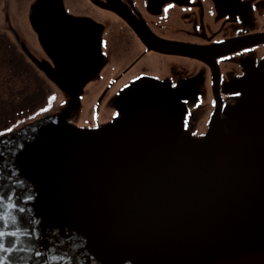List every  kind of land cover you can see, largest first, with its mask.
I'll use <instances>...</instances> for the list:
<instances>
[{
	"label": "water",
	"instance_id": "1",
	"mask_svg": "<svg viewBox=\"0 0 264 264\" xmlns=\"http://www.w3.org/2000/svg\"><path fill=\"white\" fill-rule=\"evenodd\" d=\"M28 20L51 61H37L38 67L68 99L0 135V195L17 204V225L9 230H27L24 245L33 249L12 258L264 264V58L246 66L234 81L240 95L217 105L200 136L183 128L185 104L176 93L147 76L121 89L109 121L82 127L68 118L101 64L94 53L92 69L81 70L70 32L95 22L68 14L61 0H34ZM99 37L95 27L96 50ZM251 38L227 49L259 42ZM196 49L183 45L176 53L203 59Z\"/></svg>",
	"mask_w": 264,
	"mask_h": 264
},
{
	"label": "flooded vegetation",
	"instance_id": "2",
	"mask_svg": "<svg viewBox=\"0 0 264 264\" xmlns=\"http://www.w3.org/2000/svg\"><path fill=\"white\" fill-rule=\"evenodd\" d=\"M61 2L69 14L89 17L96 24H92L91 29L76 24L75 31L70 32L75 39L70 43L80 53L81 70L92 69L93 63L88 58L94 57V53L97 64H101L98 73L84 84L78 110L68 118L69 122L78 126L97 127L109 121L116 114L114 104L119 101L121 89L132 80L147 76L176 93L177 101L185 104L183 128L200 136L207 130L217 105L222 109L240 95L239 91L234 90V81L245 73L246 66L251 63L256 65L264 58V41L260 40L264 37V0ZM169 5L172 7L165 12ZM30 6L31 3L27 12V33L33 40L31 44L11 27L12 36L7 31L0 32V84L4 87L11 79L16 80L21 76L27 83L39 86L19 100L28 98L32 101H24L18 106L5 103L12 97L3 96L4 93L0 91V118L6 117L3 111L7 113L10 110L17 112L10 117L11 112L8 120L16 121L24 115V112L18 114L21 109H29L27 112L34 114L21 124L52 113L68 99V95L57 89L36 63L50 61V58L29 23ZM95 27L100 32L98 50L92 40ZM249 35L254 37L249 41L256 39L259 42L234 50L227 49L241 44L245 41L242 37ZM232 38L235 41L230 45L227 42ZM172 43L176 46H172ZM183 45L198 47L194 53H199L203 59L176 53ZM50 86H53V90ZM57 90L60 98L58 104ZM47 98L53 100L49 105H44L42 109L34 106L44 104ZM34 108L39 112L35 113ZM19 125H4L0 128V134Z\"/></svg>",
	"mask_w": 264,
	"mask_h": 264
},
{
	"label": "rangeland",
	"instance_id": "3",
	"mask_svg": "<svg viewBox=\"0 0 264 264\" xmlns=\"http://www.w3.org/2000/svg\"><path fill=\"white\" fill-rule=\"evenodd\" d=\"M32 1L33 0H0V32L2 33V32L7 31L8 33L11 34L12 30L16 31L20 35L25 37L27 39V42L29 44H31L30 41L32 42L33 40L30 38V36H28V33H27V31L29 29L28 25H27L28 24L27 12L29 9V4ZM7 17H8V19H7ZM10 27L13 29L11 30ZM11 36H12V34H11ZM23 79H24L23 77L18 76V78L16 80L11 79V82L6 84L4 87H3V85L0 84V91H2L4 93L3 96L12 97L11 100L6 101L5 103H8L9 105L11 103H13L12 106H18L19 104L23 103L24 101H25V103L32 101V100H28V98H27V99H23L19 102L21 96H23L24 94H29L30 91H34V90L39 88V86H35L32 83H27L28 81H24ZM50 87L53 90V86H50ZM58 97H59V93L57 90V100H56L57 104H58V101L60 99ZM0 99H1V97H0ZM51 101H53V100L48 99L45 101L44 104L41 103V104H39V106H38V104L34 105V106H36V108L41 107L40 109H42L44 105H46V106L49 105L51 103ZM5 103H4V106H7ZM36 108H34L33 110H36ZM0 109H1V107H0ZM101 109L103 110L104 108H101ZM28 110L29 109H25V110L21 109L18 112V114L20 115L22 112H24V115H22L23 114L22 113L21 114L22 116H20L16 121L11 122L10 124L11 125H14V124L19 125V124L23 123L26 119H29L28 117H30L32 115V112H27ZM11 112H12V110H10L7 113H6V111L2 112V114H5L6 117L4 116V118H0V127L3 126L2 125L3 122L8 121V118H9V115L11 114ZM16 112L17 111L14 110V112H12L10 117L15 116ZM38 112H39V109L35 113H38ZM33 115L31 117H33Z\"/></svg>",
	"mask_w": 264,
	"mask_h": 264
},
{
	"label": "snow or ice",
	"instance_id": "4",
	"mask_svg": "<svg viewBox=\"0 0 264 264\" xmlns=\"http://www.w3.org/2000/svg\"><path fill=\"white\" fill-rule=\"evenodd\" d=\"M172 5H169L165 8V12L171 8ZM12 129H8L11 131ZM17 210V204L12 200L11 196L7 199L0 195V264H19L18 261L14 260L13 254L18 252H31L33 249L26 247L24 245L23 238L29 236L30 233L21 229L19 226L9 230L10 225H17V216L15 212ZM19 212H24L23 208L18 209ZM11 237L10 244H6V238ZM37 256H40L41 253L36 252ZM23 261V264H27V260L24 257L20 258ZM56 256H51L50 260H56Z\"/></svg>",
	"mask_w": 264,
	"mask_h": 264
},
{
	"label": "trees",
	"instance_id": "5",
	"mask_svg": "<svg viewBox=\"0 0 264 264\" xmlns=\"http://www.w3.org/2000/svg\"><path fill=\"white\" fill-rule=\"evenodd\" d=\"M5 123L3 122V125H4Z\"/></svg>",
	"mask_w": 264,
	"mask_h": 264
}]
</instances>
